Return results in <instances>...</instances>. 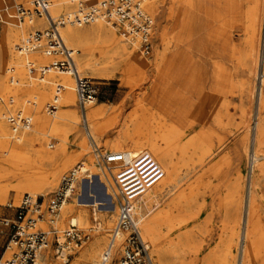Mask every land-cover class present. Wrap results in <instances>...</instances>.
<instances>
[{"label": "rangeland", "instance_id": "rangeland-1", "mask_svg": "<svg viewBox=\"0 0 264 264\" xmlns=\"http://www.w3.org/2000/svg\"><path fill=\"white\" fill-rule=\"evenodd\" d=\"M19 1L13 0L11 7L6 11L1 10L0 39L2 37V26L6 25L7 13L14 14V17L9 18L11 22H18L15 18V5ZM237 2L238 0H164L162 6L164 16L160 20L158 32L155 31V27H152L149 52L143 53L139 44L137 47V54L139 53L141 57H149L148 64L145 67L140 66L141 58L137 56L139 58L138 63L135 64L125 80L118 69L115 70L113 75H105L104 77L95 74L94 68L102 65L106 59L99 54L97 49H92L90 51L92 53L84 57L85 63H90V65H87L88 68L80 66L74 55L75 64L81 75L89 77L98 89L95 102L102 103L107 107V112L99 119L103 129L102 135L99 137L86 135L74 91L75 99L71 109L77 111L79 123L77 131L75 130L72 133L73 135L70 136L61 135L58 132H49L43 138L33 139L30 144L32 149H38L42 144L48 151H53L56 148L55 141H61V147L57 150V160L65 159L78 148L76 144V135H78V137L83 136L82 138L85 139L86 151L59 172L57 182L51 188H46L40 193H30L23 189L15 202V187H24L25 184L23 175L19 170H13L4 175L0 180V186L7 191V202L0 204V216L3 213L12 216L14 214L13 206L18 205L24 193L41 196L45 204L60 185L61 178L75 164L82 161L88 169L87 174L91 172L90 165L97 166L101 180L107 186L109 182L113 186L112 190L109 187V190L106 188L107 191L113 193L115 190V193L111 196L105 195L103 183L98 175H94L92 181L89 177H84L78 181L77 188L72 197L67 200V203L74 202L77 195L82 194L80 197L82 201L91 202L96 198L98 202L104 203L98 205V207L107 209L109 214H112V209L114 206L117 207L120 195L108 173L95 162L92 154V140L102 150L120 151L114 147L109 148L106 146V143L112 144L117 141V131L119 129L129 130L130 142L143 141L145 136L141 132H146L148 124L152 121L161 119H157L158 116L156 115L166 114L170 111L172 118L176 120L174 125H177L178 138L169 143L170 151L165 159L167 168L161 171V183L153 181L144 190L145 194H151L155 187L161 188L157 192L160 198L159 204L155 208L151 207V203L147 200L137 202V200L132 199L138 212L154 211L157 213L159 217V249H172L171 252L175 250L170 254L172 264H221L222 262L241 264V248L238 245V238L243 230V224L241 222L235 223V202L240 200L242 206L244 201L245 207L248 191L254 182L258 194L256 204H259V207H257L258 210L254 218L255 235L251 245V249L255 254L250 264H264V176L257 170L256 165H254L252 171L250 159L253 122L258 112L264 115V105L259 106L257 109V93L254 90V85L255 87L258 85L256 76L259 70H257V67L260 68L263 55L264 0H262L259 32L256 37L252 36L247 27L246 18L242 15V10L240 6L238 7ZM24 6L28 7L25 3ZM183 8L187 10V14L192 20L191 30L188 34L184 33L185 42L174 47V50L176 51L175 56L186 64V72L190 74L191 78H188L191 81L189 80L190 83L187 81L189 94H183V96L179 94V96L181 95L180 98H176L171 103L168 95H166L167 84L164 83L167 79L166 60L159 61L157 66L155 60L157 57L160 58L163 54L162 51H167L169 45L167 42L171 39L173 33L178 30L177 17L180 16L179 13ZM66 11L59 10L57 13L50 11V13L52 16H56ZM171 11L175 16L172 17ZM172 26H174L173 32L169 33V28ZM23 29L15 43H18L21 38H24L36 28L30 29L23 24ZM12 50L16 52L14 45ZM253 61H255L254 64ZM48 62L49 59L41 64ZM178 67L179 64L175 66V69ZM252 69H254L253 75L251 74L250 77ZM193 72L200 75L198 84L205 86L204 90L208 89L213 81L216 84V90L220 91L223 86V90L226 92L225 96L219 98V101L225 100L228 105L217 106L211 120L209 117L211 99L202 102L204 107L199 109V95L193 92ZM35 75L37 76V74ZM35 80L39 81L37 78ZM72 82L74 85L73 79ZM220 83L222 84L221 88ZM2 93L0 92V94ZM16 94H18L19 101H15L10 106V111L23 110L20 101L24 99L37 101L32 93H19L17 90ZM51 96L52 93L45 97L41 104V111L47 119H52L51 113L46 108L47 104L53 99ZM57 103L58 109L56 110L58 111L63 108V105ZM3 109L6 108L3 106ZM4 113L8 115L11 112L4 110ZM24 114L30 117V128H32L36 114L25 111ZM5 120L10 130L11 127L6 116ZM193 120L196 121L194 124ZM160 122H163V120L161 119ZM200 129H209L215 132L219 136L220 142L222 141V145L215 151L217 153H214V156L211 155L210 159L204 157L198 145L195 144L193 135ZM50 141L53 142L52 147L46 145ZM214 142L217 145L216 138ZM237 152L241 154L240 158H236ZM261 152L264 153V146L261 147ZM222 155L223 160L228 161L227 168L223 167L221 169L218 167L216 171H219V173L216 171L212 173L209 166L210 162ZM141 167H143V171L147 170L144 164ZM225 171L226 175L224 174ZM238 179L241 188L239 193L236 194L235 183ZM89 192L94 194V197H88ZM8 205L12 206L8 207ZM93 208L94 206L91 205L78 207L87 218L82 223L76 224V227L82 233L88 234V239L79 248L72 251L68 261L62 264H71V261H75V257L87 248L95 238H103L101 242L102 257L108 233L115 222L117 211L111 220L110 226L107 227L105 219L92 215ZM97 213L101 214L98 211ZM74 214L75 211H70L64 217L60 211L54 224L45 223L47 226H42L45 230H51L49 234L50 244L47 250L52 262H62L54 254L53 234H60L63 229H67L70 225L68 219ZM98 223L101 225V229L95 231ZM141 235L150 245L153 263L157 264V254L151 240L145 237L142 232ZM228 242L233 245L230 246ZM119 249L120 243L110 264H117ZM178 257L181 258V263ZM96 262L93 264H99ZM80 264L92 263L85 261Z\"/></svg>", "mask_w": 264, "mask_h": 264}, {"label": "bare ground", "instance_id": "bare-ground-1", "mask_svg": "<svg viewBox=\"0 0 264 264\" xmlns=\"http://www.w3.org/2000/svg\"><path fill=\"white\" fill-rule=\"evenodd\" d=\"M12 1L13 0H0V13L1 10L6 11L9 7H11V4L13 5ZM22 1L25 3V5L30 7V0ZM163 2L164 0H150L145 6L146 12L153 19L152 27H155L156 32H158L160 20L164 16V11L162 9ZM237 5L238 7L240 6L242 15H244L246 18V24L252 36L256 37L259 32L262 0H238ZM71 7L72 5L67 0H54L50 6L49 11L53 13H57L59 10L68 11ZM171 14L173 17V11H171ZM179 15L180 16L177 17L178 30L177 32L173 33L171 39L167 42L169 44L167 47V51H162L163 54L160 53V58L157 57L155 60L156 66L158 65L159 61H162L163 59L166 60L165 64L167 65V79L164 81V83L167 84L166 95H168L171 103L176 100V98H180L181 95L179 96V94H182V96L183 94H189V89L187 90V81H191L190 74L186 72V64L181 62L178 57L175 56L176 51L174 50V47H177V45H179L180 43L185 42L184 33L188 34V32L191 30L192 20L190 19L189 14H187V10L185 8L181 10ZM12 17H14V14L7 13V19L5 20L6 25L2 26V37L0 39V92H3L2 94H0V180L4 175H7L13 170H19L23 175L25 184L24 187H15V202V200L19 198L23 189L27 190L30 193H40L43 192L44 189L51 188L53 185H55L58 179L59 172L67 167L73 160L84 154L87 149V145L85 139L82 138L83 136L78 137V135H76V144L78 148L71 152V155L67 158H61L59 160H57V150L59 147H61V141H55L56 148L53 151H48L42 144L38 149L31 148V141L35 138H43L46 133L49 134V132H58L61 135L70 136L77 129L79 124L77 111L71 109V106H73L75 99L74 85L71 76L66 73L56 72L52 69H50L46 73L45 77L40 79L39 81H36L35 78L31 75H27L23 56L20 55L17 51L13 52L12 47L13 45L14 47L16 46L17 42L15 43V40L24 30L23 24L31 29L42 28L45 26V22L42 18H34L31 23L27 21L21 23H13L9 19ZM173 27L174 26L169 28V33H171V31L173 32ZM262 28L264 32V22ZM59 31L66 45L71 46L69 48L75 51V58L78 64L80 66H83V68H88L87 65H90V63H85L84 57L89 53H92L90 52L92 49H97L99 54L106 58L102 65L94 68L95 74L100 77H104L105 75H113L115 70L118 69L123 76L122 78L125 80L135 64L138 63L139 58H141V63H139L140 66L145 67L148 64L149 57H141L139 53L137 54V47L139 43L137 39L128 37L126 33L123 32V30H120L116 26L109 23H105V21L103 20L98 19L93 23L82 26L67 24L61 26L59 28ZM262 35L263 55L261 66L260 68L259 66L257 67V70H259L258 75L256 76L258 78V85L257 87H255L254 85V90L257 93V109L259 108V106L264 105V33ZM30 56L40 64L48 59V57L38 52H33ZM137 56H139V58ZM254 62L255 61H253V64ZM177 64H179V67L175 69V66ZM253 70L254 69L250 71V77L253 75ZM192 79L194 87L193 92H196L199 95V109L204 107V102H207L209 101V99H211V104L209 105V111L211 115H209V117L211 120L214 117L217 106L228 105L227 101L225 100L219 101V98L223 95L225 96L226 92L225 90H223V86L220 91H218V89L216 90L217 87L216 84L213 83V81L210 83V87L204 90L205 86L203 87L202 85L198 84L200 75H198L197 72H193ZM221 83H223V81H221ZM221 83L220 88L222 85ZM57 89L59 90L56 91ZM17 90L19 91V93H32L34 94L35 98H37V101L29 99L20 101L25 112H33L34 114H36V116L34 117L32 128H30L29 125L28 127L18 132L13 131L12 129L9 130V125L5 120L6 116L8 121V115H5L4 113V110H6V112L13 113V111H10V106H12L15 101H19L17 98L18 94H16ZM51 93V98H56L57 102L63 105V108L58 111H53L51 113L52 119H47L41 111V104L43 102V99L45 97H48ZM3 106L6 109H3ZM168 108L169 110H171L170 107ZM23 110L21 111L24 113ZM106 112L107 107H105L102 103L91 101L87 104L86 125L83 126L86 131V135L88 134L90 137H99L102 135L103 129L99 119ZM171 115L172 114L170 113V111L166 114L156 115L158 116L157 119L161 118L163 122H160V119L158 121H152V123H149L146 132H141V134L145 136V140L143 141L139 140L130 142L129 130L121 128L117 131V141L115 143L113 142L112 144L106 143V146H108L109 148L114 147L116 149H119L120 151L129 152L131 155L139 152L146 153L150 158V161L160 171H162L167 168L165 159L169 155V143L172 140L178 138L177 136L179 134V132L176 130L177 125H174V122H176V120H174ZM192 122L194 124L196 121L193 120ZM155 131L157 132L156 134ZM193 136L195 139L194 141L196 142L195 144L198 145V148H200L204 157H209V159L210 156L213 155L215 151L222 145V141L220 142L219 136L209 129L197 130L195 135ZM215 138L218 142L217 145L214 142ZM46 145L48 147H52L53 142L50 141L46 143ZM262 146H264V115L261 112H258L253 122V136L250 159L252 171L254 165H256L257 170H259L261 175L264 176V153L261 152ZM240 157L241 154L237 152L236 158ZM223 159L224 158L222 155L218 159H213L210 162L209 166L212 173L216 171L218 167L221 169H223V167L227 168L228 161H224ZM79 164L82 167V171L88 170L86 168V164H84L83 161ZM142 164H144L146 168L149 166L146 165V161L142 162ZM76 165L77 164H75L73 168H75ZM89 167L91 168V172H88L87 176L91 179V181L94 175H98L99 179L101 180V175L97 170L99 168L94 165H90ZM119 171L120 169L117 167V165H114L112 172L116 174ZM216 172L219 173V171ZM224 174L226 175V171L224 172ZM133 175L134 176L132 177V179H137V182L141 184L142 190L132 199L137 200V202L147 200L151 203V207L156 208L160 201L159 194L157 192L161 188L155 187L153 189V193L145 194L144 190L146 189L148 184L143 181L142 171L139 169V167H134ZM154 181H156L157 183H161V176ZM101 182L103 183L106 196H111L115 193V190L113 191V193H111V191H107L108 187L112 190L113 186L112 184H110V182L108 183V186L103 182V180H101ZM122 186V188H125L124 185ZM240 188L241 185L238 179V181L235 183L236 194L239 193ZM250 188L251 189L248 191L245 207L244 201L243 205L241 206V201L238 200L235 202L234 209L235 223L238 224L239 222H241L243 224V230L238 238V245L241 248V264H250L252 257L255 254L251 249V245L253 243L255 235L254 218L259 204H256L258 194L254 182L252 183ZM6 192V189L0 186V204H4L7 202ZM81 196L82 194H78L77 198L74 199V202L67 203L66 201L61 206L57 217L60 211L64 217L68 212L75 211V214L68 219L69 224L76 225L78 223H82L87 217H85V214L81 213V210H79L78 207L91 205L94 206L92 215L99 216L105 219V223L107 224L106 226L109 227L111 224V220L115 216L117 207L114 206L112 209V214H109V210L100 209L98 207V205H103L104 203L98 202L96 198L91 202H84L80 199ZM87 196L94 197V194L89 192ZM136 207L137 206L134 205L135 218L139 224L142 234L145 237L149 238L153 244L154 251L157 254V264H172L170 254L172 252H175V250L171 252L172 249H159V217L157 216V213H155L154 211H145L144 213L138 212ZM97 211L101 212V214L97 213ZM45 215H47V213H45ZM45 215L44 219H42L38 224L40 228H42V226L46 227L49 223L45 218ZM96 228L97 229H95V231L101 229V225L98 223L96 225ZM46 231L49 232V234L51 233V230ZM102 241L103 238H95L93 241H91L87 248H85L77 257H75V261H71V264H80L81 262L85 261H90L92 264L97 261L96 263L102 264ZM120 241L121 235L117 236L114 241L112 256L110 258H113V256L116 254L117 246L119 245ZM228 244L230 246L233 245L229 242ZM6 254H8V251L4 253V256H6ZM42 256V264L63 263L52 262L49 251L47 249L43 252ZM110 258L103 264H110ZM178 259L181 263V258L178 257ZM221 264L231 263L222 262Z\"/></svg>", "mask_w": 264, "mask_h": 264}, {"label": "built area", "instance_id": "built-area-1", "mask_svg": "<svg viewBox=\"0 0 264 264\" xmlns=\"http://www.w3.org/2000/svg\"><path fill=\"white\" fill-rule=\"evenodd\" d=\"M67 1L72 8L56 16H52L49 11L52 0H30V7H25L22 0L16 3L15 18L19 23L24 21L31 23L34 18H42L45 26L36 28L21 38L15 49L24 58L27 74L38 80L44 78L50 69L72 77L81 122L85 126L86 106L96 100L98 89L89 77L79 72L74 60L75 51L65 44L59 28L67 24L87 25L100 19L123 30L128 37L137 39L140 48L146 54L151 47L153 19L145 10L150 0ZM33 52L45 55L49 62L37 63L30 56ZM46 108L49 113L55 111L57 99L53 98ZM8 123L11 129L17 132L31 124L29 117L21 110L9 113ZM91 146L95 162L108 173L120 195L116 219L103 249L102 264L112 256L114 241L119 235H122V240L117 264H154L150 245L143 239L135 218L131 199L140 193L142 188L137 179L132 177L134 167L142 170L141 164L144 161L147 166L149 165L147 170H142L143 181L146 184L158 179L162 175L161 171L150 161L146 153L131 155L124 151H106L98 147L93 140ZM114 165L120 169L116 174L112 172ZM87 175V171H82L81 165L77 164L61 178L60 185L45 204L41 196L24 193L18 205L13 206L12 217L0 216V238L2 237L0 264H42V255L48 249L50 239L49 232L38 226L39 222L47 213L45 218L50 224H54L61 206L74 194L78 181L88 177ZM122 185L125 188H122ZM87 239L88 234L82 233L76 225L70 224L60 234H53L55 257L66 263L71 252L79 248ZM6 251L8 254L4 256Z\"/></svg>", "mask_w": 264, "mask_h": 264}, {"label": "crops", "instance_id": "crops-1", "mask_svg": "<svg viewBox=\"0 0 264 264\" xmlns=\"http://www.w3.org/2000/svg\"><path fill=\"white\" fill-rule=\"evenodd\" d=\"M2 216H4V217H12L13 215H12V216H10V215H7V214H4V213H3V215H2ZM0 243H1V245H2V237L0 238Z\"/></svg>", "mask_w": 264, "mask_h": 264}]
</instances>
